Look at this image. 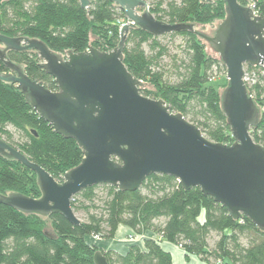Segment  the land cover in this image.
<instances>
[{
	"label": "trees",
	"instance_id": "16d2710c",
	"mask_svg": "<svg viewBox=\"0 0 264 264\" xmlns=\"http://www.w3.org/2000/svg\"><path fill=\"white\" fill-rule=\"evenodd\" d=\"M145 1L154 18L168 24L201 26L225 16L223 0ZM239 3L253 5L257 16L264 15V0ZM124 23L125 14L109 0H94L86 10L79 0H0L1 35L39 40L60 55L67 51L84 53L90 48L112 51L118 46L119 26ZM90 35L94 37L92 44ZM177 37L182 42L181 55H171L161 39ZM161 39L139 28L130 29L126 35L122 48L125 67L143 86L155 89L142 90V86L140 94L163 100L209 141L232 144L230 128L220 108V93L210 86L215 73L225 75L220 60L206 55L198 35L181 32ZM7 58L22 65L31 80L53 92L58 90L54 79L40 68L41 60L35 51L8 52ZM165 58L170 59V65L164 63ZM244 72L255 75L254 83L245 85L260 112L264 108V68L246 65ZM7 73L0 61V74ZM250 136L264 147V114L260 113ZM0 138L58 183L84 157L75 140L56 134L15 85L1 81ZM10 193L32 199L41 196L32 171L0 156V195ZM71 208L75 215L83 214V218H77L78 226L59 214L47 218L25 215L0 203V264H94L97 251H101L107 264H173L163 243L181 249L186 260L196 257L204 264H264V231L247 217L232 219L223 206L205 197L199 188L185 191L169 176H149L134 192L118 191L108 185L90 187L73 197ZM120 227L129 229L132 237L142 238L123 254L105 251L87 241L113 240ZM147 233L152 237L146 238ZM212 234L217 240L210 249L208 240Z\"/></svg>",
	"mask_w": 264,
	"mask_h": 264
},
{
	"label": "water",
	"instance_id": "95a60500",
	"mask_svg": "<svg viewBox=\"0 0 264 264\" xmlns=\"http://www.w3.org/2000/svg\"><path fill=\"white\" fill-rule=\"evenodd\" d=\"M92 1L79 3L86 10ZM109 1L126 16L118 46L109 52L90 48L84 53L67 51L60 55L39 40L0 34V61L8 70L0 74V81L15 85L32 110L56 134L75 140L84 156L58 183L0 138V156L32 171L41 194L39 199L19 193L0 195V203L25 215L47 218L59 214L78 226L80 221L71 202L81 191L108 185L134 192L147 177L162 175L174 178L185 191L199 188L205 197L223 206L232 219L247 217L264 231V147L250 136L259 123L260 112L243 80L246 65H264V15H255L253 5L223 0L224 19L214 35L207 37L194 24L156 20L145 0ZM133 28L154 37L189 32L210 46L225 68L227 85L219 95L220 108L232 144L209 141L163 100L140 94L143 82L123 63L122 48ZM23 51L38 54L40 68L54 79L57 91L31 80L22 65L7 58L8 52ZM93 263L107 264L101 251L94 253Z\"/></svg>",
	"mask_w": 264,
	"mask_h": 264
},
{
	"label": "rangeland",
	"instance_id": "374dc122",
	"mask_svg": "<svg viewBox=\"0 0 264 264\" xmlns=\"http://www.w3.org/2000/svg\"><path fill=\"white\" fill-rule=\"evenodd\" d=\"M250 6H252V5H250ZM221 21L222 20H213L212 22H210L208 24H204V25H201V26H196V30L199 33H201L202 35H204V36L212 37L214 35V32H215L217 26L219 25V23ZM120 25L121 26H119V27H120V29H122L123 24H120ZM162 37H164V36H162ZM162 37H160V39ZM93 41H94V37L92 35H90V44H92ZM161 42L164 45H168V47L170 49L169 52H170L171 55H174V54L181 55L180 54V48H179L181 46V44H182L181 38L177 37V38H175L173 40L165 38V39H161ZM202 43L204 45V49H205L206 55L211 57V58H213V59H218V56L212 51L210 46L203 39H202ZM145 48H146V46H145ZM164 63L167 64V65H170V59L169 58H165L164 59ZM167 68H170V67H167ZM226 83H227V79H226L225 75H223V74L221 75V74H216L215 73L214 79L210 82V86L212 88H214L216 90L217 94L219 95L221 90L225 87ZM144 89H146L148 91H151V92L155 91L154 87L151 86V85H144L142 90H144ZM260 113L264 114V108L263 107L260 108ZM76 216H77L78 219L83 218V214H81V213H78ZM47 228H48L47 230L50 232L49 224H47ZM125 238L127 239L128 242H130L132 244L133 243L136 244V243H139L141 241V239H139V238L137 239V238H134V237L132 239H130L129 237H125ZM216 240H217V236L215 234H212L210 239L208 240L209 241L208 242L209 243L208 246H209L210 249L213 247V244H214V242ZM87 241H88L89 244H96V245H98L97 243L104 242V241H102L100 239H96V238H92V239L90 238ZM184 259H185V257H184ZM188 260H186V261H188Z\"/></svg>",
	"mask_w": 264,
	"mask_h": 264
},
{
	"label": "crops",
	"instance_id": "0c3cea01",
	"mask_svg": "<svg viewBox=\"0 0 264 264\" xmlns=\"http://www.w3.org/2000/svg\"><path fill=\"white\" fill-rule=\"evenodd\" d=\"M125 237H129L130 239L133 238L132 233L129 229L125 227H120L116 234V237L113 240H108V241L97 243L98 244L97 246L102 248L105 251L112 250L117 253L123 254L125 253L127 248L132 244L128 242ZM145 237L146 238L152 237V234L147 233L145 234ZM139 239L142 240V238H139ZM162 247L166 252L170 254L173 264H203L195 257H189V260L186 261L184 259L185 257L184 252L172 244L163 243Z\"/></svg>",
	"mask_w": 264,
	"mask_h": 264
},
{
	"label": "built area",
	"instance_id": "2783aa9c",
	"mask_svg": "<svg viewBox=\"0 0 264 264\" xmlns=\"http://www.w3.org/2000/svg\"><path fill=\"white\" fill-rule=\"evenodd\" d=\"M259 67L264 68V65L263 66H259ZM254 77H255V75L253 73L247 74V73L244 72L243 80H244L245 84L254 83Z\"/></svg>",
	"mask_w": 264,
	"mask_h": 264
}]
</instances>
